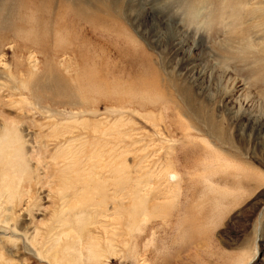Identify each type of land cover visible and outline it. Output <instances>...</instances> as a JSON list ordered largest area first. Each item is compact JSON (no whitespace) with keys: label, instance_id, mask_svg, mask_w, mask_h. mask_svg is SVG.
<instances>
[{"label":"rangeland","instance_id":"obj_1","mask_svg":"<svg viewBox=\"0 0 264 264\" xmlns=\"http://www.w3.org/2000/svg\"><path fill=\"white\" fill-rule=\"evenodd\" d=\"M61 1L0 0V264H264V0Z\"/></svg>","mask_w":264,"mask_h":264},{"label":"bare ground","instance_id":"obj_2","mask_svg":"<svg viewBox=\"0 0 264 264\" xmlns=\"http://www.w3.org/2000/svg\"><path fill=\"white\" fill-rule=\"evenodd\" d=\"M116 1V0H115ZM114 1V2H115ZM85 3V2H84ZM110 3V2H109ZM98 4V3H97ZM185 4V3H184ZM61 5L62 6H67L68 5V1L67 0H62L61 1ZM191 5H193L192 3H190L189 4V6H190V8L189 9H191V8H193L194 10H195V12H196V15H195V18H193L192 20H194V19H200V10L203 8V6H202V4L200 5V3L197 5H193L192 7H191ZM77 8V7H76ZM93 8V7H92ZM160 8V7H159ZM180 8H184L183 6L182 7H180ZM83 9V8H82ZM192 9V10H193ZM77 11H80V8H78L77 9ZM215 12V11H214ZM79 16V15H78ZM90 18V17H89ZM78 19V18H77ZM80 21H87V20H85V18L83 17V19L82 20H80ZM181 23H184V21H183V19H179V22H178V24H181ZM161 34L160 35V38H159V40H161V39H163V38H165V33H164V31L162 32V30H161V32H157V34ZM192 67V66H191ZM201 73L199 72V75H200ZM144 80H146V79H144ZM157 80H158V82H157ZM161 77H160V74L158 73V75H156L154 78H153V81L151 82L154 86H156L155 85V83L157 82V84L160 82L161 83ZM198 76H191L190 77V79H189V81L191 82V83H189L190 85H187L185 88H181L180 87V85H174L173 86V88H174V92H175V94L179 97V99H180V101H182V103H183V105L188 109V110H190V112L193 114V115H195L197 118H198V120H200V106H202V104L204 103H206V102H203L202 103V101H201V103L199 102L198 103V100H199V97L200 96H196V88H197V86H198ZM150 83V84H151ZM168 83V82H167ZM143 84H144V82H143ZM151 84V85H152ZM169 84L171 85V80L169 81ZM234 85V84H233ZM233 85H232V87H233ZM242 86V84H240V85H238L237 86V89H235L234 91L237 93V92H239V90H241V87ZM236 87V86H235ZM200 89H201V91H202V88L200 87ZM197 90H198V88H197ZM198 99H197V98ZM196 99V100H195ZM195 100V101H194ZM196 102V103H195ZM201 104V105H200ZM182 105V104H181ZM193 105H196L197 107H198V109L196 110L194 107H193ZM186 110V109H185ZM230 110H228V112H229ZM187 112V111H186ZM191 114V117H193V115ZM264 118V116L263 115H261L260 117H259V119L257 120V122H256V126H257V128H256V131L255 132H253L251 135L250 134H247V135H245L244 134V132L243 131H245L244 129H247L246 128V126L243 124L242 125V128H241V130L239 131V129H238V131L235 133V139H239V140H242V141H244V139H247V141L250 143V142H252L253 143V141H254V144L255 143H258L261 147H264V133H261V126H262V123H261V120ZM193 119V118H192ZM260 121V122H259ZM203 123H205V125H206V127L211 131V132H213V133H215L214 135H215V137L218 139V140H220V141H222V137H223V132H222V130L221 129H219V128H217V126H218V124H217V121L214 119V118H212V117H207L206 118V120L203 122ZM204 129V128H203ZM218 129V130H217ZM209 132V131H208ZM253 135V136H252ZM17 138H20V135L19 134H17ZM254 139H253V138ZM238 140V141H239ZM115 171V170H114ZM58 217H60V215L58 216ZM61 219V218H60ZM60 222V221H59ZM58 223V222H57Z\"/></svg>","mask_w":264,"mask_h":264}]
</instances>
